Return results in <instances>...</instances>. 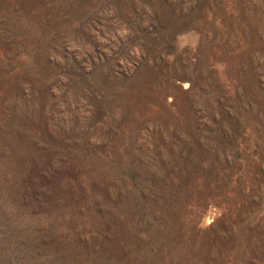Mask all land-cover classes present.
Listing matches in <instances>:
<instances>
[{
	"label": "rangeland",
	"instance_id": "1",
	"mask_svg": "<svg viewBox=\"0 0 264 264\" xmlns=\"http://www.w3.org/2000/svg\"><path fill=\"white\" fill-rule=\"evenodd\" d=\"M0 264H264V0H0Z\"/></svg>",
	"mask_w": 264,
	"mask_h": 264
},
{
	"label": "bare ground",
	"instance_id": "2",
	"mask_svg": "<svg viewBox=\"0 0 264 264\" xmlns=\"http://www.w3.org/2000/svg\"><path fill=\"white\" fill-rule=\"evenodd\" d=\"M184 40H185V39H184ZM210 215H211V214H210ZM212 216H213V215H212ZM212 216H211V217H212ZM211 217H210V218H211Z\"/></svg>",
	"mask_w": 264,
	"mask_h": 264
}]
</instances>
